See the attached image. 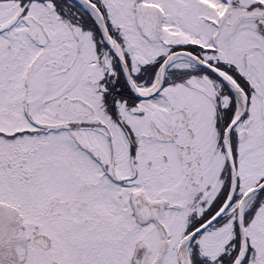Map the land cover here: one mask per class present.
<instances>
[{
	"label": "snow or ice",
	"instance_id": "snow-or-ice-1",
	"mask_svg": "<svg viewBox=\"0 0 264 264\" xmlns=\"http://www.w3.org/2000/svg\"><path fill=\"white\" fill-rule=\"evenodd\" d=\"M0 264H264V0H0Z\"/></svg>",
	"mask_w": 264,
	"mask_h": 264
}]
</instances>
